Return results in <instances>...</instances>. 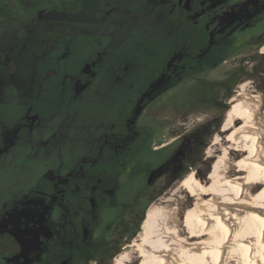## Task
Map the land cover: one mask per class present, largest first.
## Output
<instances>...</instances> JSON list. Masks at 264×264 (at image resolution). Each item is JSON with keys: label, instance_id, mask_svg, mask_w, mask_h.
<instances>
[{"label": "flooded vegetation", "instance_id": "1", "mask_svg": "<svg viewBox=\"0 0 264 264\" xmlns=\"http://www.w3.org/2000/svg\"><path fill=\"white\" fill-rule=\"evenodd\" d=\"M39 4L0 47V264H111L204 145L202 125L170 139L175 115L220 105L263 54L264 0Z\"/></svg>", "mask_w": 264, "mask_h": 264}, {"label": "bare ground", "instance_id": "2", "mask_svg": "<svg viewBox=\"0 0 264 264\" xmlns=\"http://www.w3.org/2000/svg\"><path fill=\"white\" fill-rule=\"evenodd\" d=\"M247 87L243 83L229 99L220 129L225 135L212 143L222 152L208 181L191 173L179 185L193 200L182 222L171 204L152 205L144 233L111 264H264L262 95ZM235 148L246 154L242 163L230 158Z\"/></svg>", "mask_w": 264, "mask_h": 264}, {"label": "rangeland", "instance_id": "3", "mask_svg": "<svg viewBox=\"0 0 264 264\" xmlns=\"http://www.w3.org/2000/svg\"><path fill=\"white\" fill-rule=\"evenodd\" d=\"M27 0H8L6 5L4 6V12L0 15V47L4 44H9L12 40V29L17 27L18 25L24 22L23 8L21 7L23 3H26ZM35 5H40L39 0H32ZM19 5V6H18ZM41 7V6H40ZM39 7V8H40ZM38 10V9H37ZM249 31V32H248ZM247 35L250 38H257L263 34L262 40L260 42H264V21L259 23L254 28L248 30ZM261 49V48H260ZM264 49V44H263ZM263 53V52H262ZM251 54V52L249 53ZM238 59L240 57H237ZM236 59L235 63L238 64L240 61ZM243 71L238 69L237 70V79L236 84L231 86V94L225 100L224 95H221L219 101L221 102L220 105H210L207 107H197L191 108L187 110L183 114H176L177 117L174 121V132L170 137L174 138L179 134L177 128H181L180 123H185L184 127L188 129V131H192L197 127L207 126V131L209 132L208 135L205 137L204 145L201 149H199L193 156L188 160L185 165V170L181 174L179 180H175L173 182H166L161 180L158 184L157 188V195L153 197L150 201V204L147 206V209L144 213L142 218V225L136 235H134L133 239L130 242V245L124 249H130V247L136 242L140 235L144 233L145 229L143 227L144 224L147 223V214L146 212L149 211L150 207L154 204L164 205L166 203L171 204V208H176L177 210V218L180 222H182V217L188 207L193 204V200L190 199L187 195L188 193L184 190L179 189L180 183L184 180V178L189 174H194L195 178L200 180L201 182H207L209 172L212 168V164L216 160L217 156L221 154L222 150L219 146H216L214 143V139L216 135L224 136L225 134L220 133V129L222 128V124L224 122L225 114L229 109L231 103L229 99L231 96L236 95V92L240 85L243 83H247V91H250L254 94H261L262 95V104H261V115L264 118V53L260 54L258 52V48H254L251 55L245 57V62L243 65ZM226 101V103L224 102ZM153 122V121H152ZM209 123H211L209 125ZM205 124V125H203ZM150 128L148 127L151 137L149 139L153 140L157 137L154 135L158 134L161 128L156 129L155 126L157 124L149 123ZM210 152V153H209ZM210 155V156H209ZM165 156V151H157V152H146L145 160L149 164H154L155 162H159ZM246 154H243L240 149L235 148L231 151L230 158L232 161H235L236 164L242 163L243 159L241 157H245ZM239 169V168H236ZM232 174V172L230 173ZM134 186L137 188V191L140 192H150V188L148 185L143 183L142 177L138 175L134 180ZM125 189L128 185L124 186ZM181 190V191H180ZM182 199V200H181ZM187 199V200H186ZM181 200V201H180ZM148 202L143 203V208L146 207ZM161 203V204H160ZM178 205V206H177ZM142 208V209H143ZM180 209V210H179ZM135 230V229H134ZM122 252V251H121ZM120 252V253H121ZM119 254V253H118ZM136 261V262H135ZM138 260H133L130 264H138Z\"/></svg>", "mask_w": 264, "mask_h": 264}, {"label": "trees", "instance_id": "4", "mask_svg": "<svg viewBox=\"0 0 264 264\" xmlns=\"http://www.w3.org/2000/svg\"><path fill=\"white\" fill-rule=\"evenodd\" d=\"M8 0H0V15L4 12V6L6 5Z\"/></svg>", "mask_w": 264, "mask_h": 264}]
</instances>
